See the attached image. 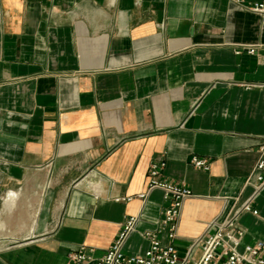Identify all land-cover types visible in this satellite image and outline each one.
<instances>
[{"label":"crops","instance_id":"crops-1","mask_svg":"<svg viewBox=\"0 0 264 264\" xmlns=\"http://www.w3.org/2000/svg\"><path fill=\"white\" fill-rule=\"evenodd\" d=\"M260 1L0 0V264L102 255L132 216L124 251L145 252L169 205L148 193L154 162L194 194L172 241L182 255L251 193L264 16L247 6ZM254 205L245 243L264 237V190Z\"/></svg>","mask_w":264,"mask_h":264},{"label":"built area","instance_id":"built-area-1","mask_svg":"<svg viewBox=\"0 0 264 264\" xmlns=\"http://www.w3.org/2000/svg\"><path fill=\"white\" fill-rule=\"evenodd\" d=\"M247 7L252 12L264 16V0ZM257 48L258 45H250L247 51L254 54ZM192 163L197 168L210 169L209 162L197 156L192 158ZM165 167V161L151 165L148 193L162 190L169 205L165 208L159 228L144 232L143 236L149 240L145 252L127 254L124 251L139 221L138 216H132L126 220L123 230L104 254L97 255L94 248L83 246L69 254L67 264H264V237L254 243H245L247 230L240 222L243 214H260L254 204L264 190V157L259 159L247 181V186H252L251 193L246 197L236 198L224 216L209 222L206 231L194 239L183 255L172 241L178 235L183 205L194 194L184 182L162 180L160 175ZM148 193L142 194L141 197L146 198ZM161 234H165L168 242H164Z\"/></svg>","mask_w":264,"mask_h":264},{"label":"bare ground","instance_id":"bare-ground-1","mask_svg":"<svg viewBox=\"0 0 264 264\" xmlns=\"http://www.w3.org/2000/svg\"><path fill=\"white\" fill-rule=\"evenodd\" d=\"M163 194H164V192H163Z\"/></svg>","mask_w":264,"mask_h":264}]
</instances>
